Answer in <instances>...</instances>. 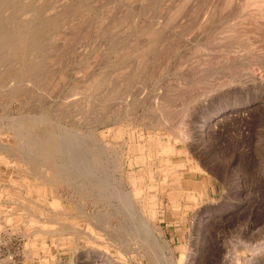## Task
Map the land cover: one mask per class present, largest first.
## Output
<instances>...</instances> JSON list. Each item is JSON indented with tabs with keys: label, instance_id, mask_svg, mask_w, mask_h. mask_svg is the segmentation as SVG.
<instances>
[{
	"label": "rangeland",
	"instance_id": "1",
	"mask_svg": "<svg viewBox=\"0 0 264 264\" xmlns=\"http://www.w3.org/2000/svg\"><path fill=\"white\" fill-rule=\"evenodd\" d=\"M0 9V21L6 22L0 23V42L11 46L0 44L10 52L0 50V264H264V0H0ZM28 22L39 24L29 30L36 44L22 38L19 26ZM61 137L76 147L67 148ZM169 139L173 149L167 152ZM48 140L79 158L68 161L70 155L64 157L66 151ZM41 147L56 152L41 153ZM45 168L57 173L44 174ZM131 176L144 189L139 208L147 202V210L152 204L156 209L146 218L153 234L121 227L120 205L135 186ZM203 176L207 183L200 194L194 187ZM51 193L62 207L50 205ZM35 214L40 220L28 222ZM43 222L56 225L49 230ZM59 235L68 239L60 241Z\"/></svg>",
	"mask_w": 264,
	"mask_h": 264
},
{
	"label": "bare ground",
	"instance_id": "2",
	"mask_svg": "<svg viewBox=\"0 0 264 264\" xmlns=\"http://www.w3.org/2000/svg\"><path fill=\"white\" fill-rule=\"evenodd\" d=\"M4 1H5V0H4ZM244 1H245V0H244ZM7 3H8V2H7ZM60 3H61V2H60ZM258 3H259V2H258ZM2 4H3V3H2ZM144 4H145V3H144ZM195 4H196V3H195ZM254 4H255V3H254ZM4 5H5V3H4ZM7 5H8V4H7ZM141 5H142V4H141ZM150 5H151V4H150ZM179 5H180V4H179ZM257 5H258V4H257ZM4 7H5V6H4ZM169 7H170V6H169ZM192 7H193V6H192ZM55 8H56V7H55ZM167 8H168V7H167ZM32 9H33V8H32ZM146 9H147V8H146ZM176 9H177V8H176ZM6 10H7V9H6ZM50 10H51V9H50ZM167 10H168V9H167ZM189 10H190V9H189ZM0 11H1V9H0ZM69 11H70V10H69ZM132 11H133V10H132ZM190 11H191V10H190ZM28 12H29V11H28ZM28 12H27V13H28ZM32 12H33V11H32ZM52 12H53V10H51V11L49 12L50 15H53V14H54V13L51 14ZM133 12H134V11H133ZM170 12H171V11H170ZM174 12H175V11H174ZM188 12H189V11H188ZM195 12H196V11H195ZM27 13H26V14H27ZM29 13H30V12H29ZM29 13H28V14H29ZM33 13H34V12H33ZM184 13H185V12H184ZM184 13H183V14H184ZM133 14H134V13H133ZM35 15H36V14H35ZM47 15H48V13H47ZM110 15H111V14H110ZM166 15H167V14H166ZM32 16H33V15H32ZM170 16H171V15H170ZM195 16H196V15H195ZM94 17H95V16H94ZM190 17H191V16H190ZM196 17H197V16H196ZM27 18H28V17H27ZM14 19H15V18H14ZM23 19H24V18H23ZM32 19H33V18H32ZM32 19H31V20H32ZM118 19H119V18H118ZM206 19H208V18H206ZM206 19H205V20H206ZM3 20H4V19H3ZM25 20H26V19H25ZM28 20H29V18H28ZM100 20H101V19H100ZM136 20H137V19H136ZM138 20H139V19H138ZM169 20H170V19H169ZM1 21H2V20H1ZM1 21H0V23L5 22V20L2 21V22H1ZM18 21H19V20H18ZM51 21H52V20H51ZM59 21H60V20H59ZM130 21H131V20H130ZM201 21H202V20H201ZM25 22L27 23V20H26ZM29 22H30V21H29ZM29 22H28V24H30L31 22H34V21H31L30 23H29ZM162 22H163V21H162ZM8 23H10V22H8ZM16 23H17V21H16ZM19 23H20V22H18V24H19ZM35 23H36V22H35ZM52 23H54V22H52ZM83 23H84V22H83ZM128 23H129V22H128ZM138 23H139V22H138ZM159 23H160V22H159ZM201 23H202V22H201ZM20 24L22 25L23 23H20ZM24 24H25V23H24ZM31 24H32V23H31ZM31 24H30V25H31ZM33 24H34V23H33ZM36 24H37V23H36ZM49 24H50V22H49ZM85 24H86V23H85ZM141 24H142V23H141ZM183 24H184V22H183ZM2 25H3V24H2ZM5 25H6V22H5ZM30 25H28V26H27V24H26L25 26H19V25H18V26L21 27L22 30H23V32H21V34H22V38L25 39V37H26V38H31V39H32V38L34 37L33 32L30 33L29 30H30L31 28L37 29L36 27L39 26V24H38L37 26L35 25V27H34L33 25H31V26H32V27H31ZM44 25H45V24H44ZM55 25H56V24H55ZM55 25H54V26H55ZM58 25H59V24H58ZM184 25H185V24H184ZM200 25H201V24H200ZM0 26H1V24H0ZM18 26H16V27H18ZM47 26H48V25H47ZM47 26H46V27H47ZM54 26H53V27H54ZM138 26H139V25H138ZM175 26H176V25H175ZM182 26H183V25H182ZM185 26H186V25H185ZM2 27H4V26H2ZM2 27H1V29H3ZM42 27H43V26H42ZM48 27H49V26H48ZM160 27H161V26H160ZM176 27H177V26H176ZM238 27H239V26H238ZM6 28L9 29V27H6ZM10 28L12 29V27H10ZM13 28H14V27H13ZM38 28H41V26L38 27ZM130 28H131V27H130ZM11 29H9V30H11ZM42 29H43V28H42ZM42 29H40V31H41ZM132 29H133V27H132ZM132 29H131V30H132ZM153 29H156V28H153ZM158 29H159V28H158ZM232 29H233V28H232ZM4 30H5V29H4ZM31 30H33V29H31ZM128 30H130V29L128 28ZM131 30H130V31H131ZM140 30H141V29H140ZM186 30H187V29H186ZM186 30H185V31H186ZM188 30H189V28H188ZM192 30H193V29H192ZM80 31H81V30H80ZM124 31H125V29H124ZM130 31H129V32H130ZM150 31H151V30H150ZM156 31H158V30H156ZM181 31H182V30H181ZM230 31H233V30H230ZM5 32H6V31H5ZM12 32H13V31L11 30V33H10V32H9V33L12 35ZM28 32H29L31 35L33 34V36L31 37V35H30ZM127 32H128V31H127ZM154 32H155V31H154ZM193 32H194V31H193ZM224 32H225V31H224ZM0 33H1V30H0ZM27 33H28V34H27ZM34 33H35V32H34ZM45 33H46V32H45ZM149 33H150V32H149ZM179 33H181V32H179ZM184 33H186V32H184ZM197 33H198V32H197ZM233 33H234V31H233ZM5 34H6V33H5ZM5 34H4V35H5ZM13 34H14V32H13ZM21 34H20V36H21ZM37 34H38V33H36V35H37ZM39 34H40V32H39ZM42 34H43V32H41L40 36H41ZM191 34H192V33H191ZM2 35H3V34H2ZM6 35H7V34H6ZM6 35H5V36H6ZM27 35H29L30 37H27ZM58 35H59V34H58ZM135 35H136V34H135ZM163 35H164V34H163ZM186 35H187V34H186ZM196 35H197V34H196ZM13 36H14V35H13ZM150 36H151V35H150ZM63 37H64V36H63ZM75 37H76V36H75ZM143 37H144V36H143ZM162 37H163V36H162ZM184 37H185V36H184ZM226 37H227V36H226ZM2 38H3V37H2ZM17 38H21V37H17ZM17 38H16V39H17ZM22 38H21V39H22ZM35 38H36V37H35ZM0 39H1V37H0ZM8 39H9V38H8ZM12 39H13V37H12ZM21 39H20V40H21ZM53 39H54V38H53ZM72 39H74V38H72ZM5 40H6V39H5ZM22 40H23V39H22ZM25 40H27V39H25ZM25 40H24V42H27V44L30 43V41H31V42L33 41V43L36 42L34 38H33L32 40H29V41H25ZM47 40H49V39H47ZM129 40H130V39H129ZM129 40H128V41H129ZM139 40H140V39H139ZM172 40H173V39H172ZM2 41H3V40H2ZM9 41H11V40H9ZM12 41L14 42V40H12ZM18 41H19V40H18ZM34 41H35V42H34ZM37 41H38V40H37ZM141 41H142V40H141ZM144 41H145V40H144ZM173 41H174V40H173ZM4 42H5V41H4ZM38 42H39V41H38ZM65 42H66V41H65ZM1 43L3 44V42H0V44H1ZM15 43H17V42L15 41ZM52 43H53V42H52ZM5 44L8 45L9 42H8V43L5 42ZM5 44H3V45H5ZM11 44H12V43H11ZM35 44H36V43H35ZM128 44H129V43H128ZM13 45H15V44L13 43ZM13 45H12V46H13ZM18 45H19V43H18ZM29 45H31V44H29ZM37 45H38V43H37ZM115 45H116V44H115ZM126 45H127V44H126ZM21 46H22V45H21ZM112 46H113V45H112ZM5 47H6V46H5ZM7 47H11V46L8 45ZM15 47H17V44H16ZM31 47H32V46H31ZM107 47H108V45H107ZM110 47H111V46H110ZM3 48H4V46H3ZM3 48L0 49L1 52L3 51V53H6V54H7V53H10V52H6V51H5V48H4V49H3ZM29 48H30V47L26 48V50L29 49ZM121 48H122V47H121ZM155 48H156V47H155ZM157 48H158V47H157ZM157 48H156V49H157ZM6 49H7V48H6ZM19 49H20V48H19ZM23 49H25V48L23 47ZM30 49H31V48H30ZM7 50H8V49H7ZM4 51H5V52H4ZM28 51H29V50H28ZM28 51H27V52H28ZM32 51H33V50H32ZM32 51H31V52H32ZM106 51H107V50H106ZM15 52H16V51H15ZM15 52H14V53H15ZM17 52H19V55H20V51L18 50V48H17ZM17 52H16V53H17ZM118 52H119V51H118ZM136 52H137V51H136ZM3 53H2V54H3ZM12 53H13V52H12ZM16 53H15V54H16ZM151 53H152V51H151ZM23 54H25V53H23ZM23 54H22V55H23ZM34 54H36V53H34ZM34 54H33V56H34ZM9 55H10V54H9ZM133 55H134V54H133ZM26 56H29V55L26 54ZM131 56H132V55H131ZM131 56H130V57H131ZM1 57H2V56H1ZM19 57H22V56H19ZM30 57H31V56H30ZM60 57H61V56H60ZM139 57H140V56H139ZM11 58L14 59L15 57L13 58V56H12ZM11 58H10V59H11ZM38 58H39V55H38ZM64 58H65V57H64ZM22 59H23V58H22ZM28 59H29V58H28ZM32 59H34V58H32ZM32 59H31V60H32ZM7 60H8V59H7ZM7 60H6V61H7ZM17 60H18V59H17ZM17 60H16V61H17ZM20 60H21V59H20ZM20 60H18V61H20ZM23 60H25V58H24ZM23 60H22V61H23ZM26 60H27V59H26ZM3 61H4V59H3ZM16 61H15V62H16ZM28 61H29V60H28ZM32 61H33V60H32ZM138 61H140V60H138ZM146 61H147V60H146ZM8 62H9V61H8ZM11 62H13V61H11ZM23 62H26V61H23ZM30 62H31V61H30ZM34 62H36V60H35ZM34 62H33V63H34ZM13 63H14V62H13ZM20 63H21V62H20ZM20 63H19V64H20ZM27 63H28V62H27ZM27 63H26V64H27ZM37 63H38V62H37ZM58 63H60V62H58ZM0 64H1V63H0ZM10 64H12V63H10ZM24 64H25V63H24ZM24 64H23V65H24ZM26 64H25V65H26ZM139 64H140V63H139ZM1 65H3V64H1ZM7 65H8V63H7ZM36 65H37V64H36ZM44 65H45V64H44ZM135 65H136V64H135ZM143 65H144V64H143ZM5 66H6V65H5ZM9 66H10V65H9ZM9 66H8V67H9ZM31 66H32V65H31ZM38 66H39V65H38ZM38 66H37V67H38ZM42 66H43V65H42ZM11 67H12V66H11ZM17 67H18V66H17ZM24 67H25V66H24ZM24 67H23V68H24ZM47 67H48V65H47ZM3 68H4V67H3ZM14 68H15V67H14ZM20 68H21V67H20ZM29 68H30V66H29ZM41 68H42V67H41ZM17 69H18V68H17ZM36 69H37V68H36ZM2 70H3V69H2ZM19 70H20V69H19ZM15 71H16V70H15ZM32 71H33V70H32ZM133 71H134V70H133ZM13 72H14V71H13ZM17 72H18V71H17ZM35 72H36V71H35V69H34V73H35ZM28 73H29V72H28ZM15 74H16V73H15ZM128 74H129V73H128ZM2 75H3V74H2ZM12 75H13V74H12ZM25 75H26V74H25ZM27 75H28V74H27ZM16 76H17V75H16ZM122 76H123V75H122ZM13 77H14V76H13ZM123 77H125V76H123ZM123 77H122L121 79H124ZM24 78H25V77H24ZM30 78H31V77H30ZM16 79H17V78H16ZM33 79H34V78H33ZM33 79H32V80H33ZM5 80H7V79H5ZM118 80H119V79H118ZM127 80H128V79H127ZM17 81H18V80H17ZM23 81H24V80H23ZM128 81H129V80H128ZM12 82H13V81H12ZM19 82H22V80L19 81ZM110 82H111V81H110ZM124 82H126V80H125ZM32 83H33V82H32ZM92 83H93V81H92ZM94 83H95V81H94ZM94 83H93V84H94ZM127 83H128V82H126L125 85H126ZM15 84H16V83H15ZM112 84H113V83H112ZM6 85H10V84H6ZM20 85H21V84H20ZM22 85H23V83H22ZM26 85H27V84H26ZM127 85H128V84H127ZM93 86H94V85H93ZM108 86H112V85H108ZM10 87L12 88V86H10ZM14 87H15V86H14ZM17 87H18V86H17ZM24 87H25V86H24ZM89 87H90V86H89ZM89 87H88V89H89V90H92V89H90L91 87H90V88H89ZM125 87H126V86H125ZM172 87H173V86H172ZM1 88H3V87L1 86ZM105 88H106V87H105ZM107 88H108V87H107ZM109 88H111V87H109ZM109 88H108V90H109ZM101 89H102V88H101ZM118 89H119V87H118ZM118 89H117V90H118ZM18 90H19V89H18ZM89 90H88V91H89ZM13 91H14V89H13ZM33 91H34V90H33ZM103 91H105V90H103ZM103 91H102V92H103ZM106 91H107V90H106ZM112 91H113V93L115 92L114 90H112ZM121 91H123V90H121ZM171 91H172V90H171ZM0 92H1V90H0ZM116 92H117V91H116ZM9 93H10V92H9ZM109 93H110V92H109ZM7 94H8V93H7ZM103 94H104V93H103ZM110 94H111V93H110ZM114 94H115V93H114ZM114 94H113V96H114ZM122 94H123V93H122ZM163 95H164V94H163ZM165 95H166V94H165ZM165 95H164V96H165ZM102 96H103V95H102ZM113 96L110 95V96H108V98L111 100L110 97L113 98ZM166 96H167V95H166ZM103 97H104V96H103ZM106 97H107V96H106ZM106 97H105V98H106ZM114 97H115V96H114ZM105 98H104V99H105ZM104 99H103V100H104ZM107 100H108V99H106V101H107ZM164 100H165V99H164ZM166 101H167V100H166ZM166 101H165V102H166ZM104 103H105V102H104ZM104 103H103V104H104ZM106 103H108V102H106ZM163 103H164V102H163ZM154 104H155V103H154ZM106 105H107V104H106ZM160 105H161V104H160ZM164 105H165V104H164ZM170 105H171V104H170ZM104 106H105V104H104ZM162 106H163V105H162ZM162 106H161V107H162ZM166 106H167V103H166ZM166 106H164V107H162V108H165ZM171 106H172V105H171ZM171 106H169V104H168V106H167L166 108L168 109V108L170 107V108L172 109ZM100 107H101V106H100ZM116 107H117V106H116ZM154 107L159 108V107H157V106H155V105H154ZM103 108H104V107H103ZM152 108H153V106H152ZM153 109H154V108H153ZM160 109H161V108H160ZM171 109H170V110H171ZM161 110H162V109H161ZM170 110H169V111H170ZM172 110H173V109H172ZM174 110H175V109H174ZM180 110H181V109H180ZM180 110H179V111H180ZM23 111H25V110L23 109ZM35 111H37V110H35ZM115 111H116V110H115ZM156 111H157V109H156ZM158 111H159V110H158ZM179 111H178V112H179ZM43 112H44V111H43ZM163 112H165V111H163ZM175 112H176V111H175ZM32 113H34V112H32ZM156 113H157V112H156ZM19 114H20V113H19ZM24 114H25V113H24ZM39 114H40V117H41L43 113H42V114L39 113ZM115 114H116V113H115ZM115 114H114V115H115ZM158 114H159V113H158ZM161 114H167V113H161ZM172 114H173V112H172ZM43 115H44V114H43ZM25 116H27V115H25ZM31 116H32V115H31ZM53 116H54V115H53ZM62 116H63V115H62ZM111 116H112V115H111ZM111 116H109V118H110ZM161 116H162V115H161ZM161 116H160V117H161ZM166 116H167V115H165V117H166ZM40 117H39V118H40ZM43 117H44V116H43ZM43 117H41V118H43ZM47 117H48V116H47ZM64 117H65V116H63V118H64ZM113 117H116V115L113 116ZM113 117H111V118H113ZM165 117H164V119H165ZM15 118H16V116H15ZM21 118H22V117H21ZM35 118H37V117H35ZM48 118H49V117H48ZM61 118H62V117H61ZM107 118H108V117H107ZM107 118H106V119H107ZM109 118H108V119H109ZM155 118H156V117H155ZM167 118H168V117H167ZM18 119H19V118H18ZM24 119H25V118H24ZM46 119H47V118H46ZM152 119H153V117H152ZM160 119H162V118H160ZM164 119H163V120H164ZM170 119H172V117H171ZM22 120H23V119H22ZM26 120H27V119H26ZM44 120H45V119H44ZM110 120H111V119H110ZM113 120H115V119H113ZM155 120H156V119H155ZM168 120H169V119H167V121H168ZM47 121H50V118H49V120L47 119ZM51 121H52V120H51ZM51 121H50V122H51ZM108 121H109V120H108ZM157 121H160V120L157 119L156 122H157ZM171 121H172V120H171ZM26 122H27V121H26ZM148 122H149V121H147L146 124H148ZM153 122H154V121H153ZM156 122H155V123H156ZM169 122H170V121H169ZM151 123H152V120H151ZM165 123H166V122H165ZM170 123H171V122H170ZM50 124H51V123H50ZM153 124H154V123H153ZM14 125H15V124H14ZM20 125H22V124H20ZM26 125H27V124H26ZM150 125H151V124H150ZM167 125H168V124H167ZM66 126H67V125H66ZM147 126H148V125H147ZM164 126H165V125H164ZM203 126H204V125H203ZM22 127H23V126H22ZM26 127H27V126H26ZM51 127H52V126H51ZM158 127H159V124H158ZM167 127H168V126H167ZM47 128H49V127H47ZM175 128H176V127H175ZM16 129H17V128H16ZM16 129H15V130H16ZM20 129H21V127H20ZM20 129L18 128V130H20ZM26 129H28V128H26ZM22 130H23V128H22ZM28 130H29V129H28ZM31 130H32V129H31ZM58 130H59V129H58ZM171 130H172V129H171ZM11 131H12V130H11ZM25 131H26V130H25ZM168 131H169V130H168ZM177 131H178V130H177ZM51 132H52V131H51ZM175 132H176V131H175ZM24 133H25V132H24ZM26 133H27V132H26ZM47 133L49 134V132H47ZM12 134H14V133H12ZM27 134H28V133H27ZM27 134H26V135H27ZM30 134H31V132H30ZM39 134H40V133H39ZM58 134H59V133H58ZM76 134H77V133H76ZM176 134L178 135V133H176ZM17 135H18V136H21V134H20V135L17 134ZM40 135H42V134H40ZM14 136H15V135H14ZM44 136H45V135H44ZM49 136H50V135H49ZM51 136L54 137V134L51 135ZM59 136H60V135H59ZM59 136L57 135L58 138H59ZM68 136H69V135H68ZM75 136H76V135H75ZM170 136H171V138H172V134H171ZM173 136H174V135H173ZM175 136H176V135H175ZM1 137H2V135H1ZM21 137H22V136H21ZM26 137H27V136H26ZM69 137H70V136H69ZM168 137H169V136H167V140H168ZM39 138H40V137H39ZM54 138L56 139V136H55ZM54 138H53V139H54ZM61 138H62V137H61ZM77 138H78V137H77ZM79 138H81V137L79 136ZM27 139H28V138H27ZM48 139H51V138H48ZM62 139H63V138H62ZM62 139H60V140H62ZM64 139H65V138H64ZM64 139H63V140H64ZM67 139H68V140H67ZM67 139H65L66 141H68V142L65 141V142H66L65 145H67V143H68V147H67V148H70V147H69V144H70V143H69V138H67ZM71 139H72V138H71ZM172 139H173V138H172ZM172 139H169V142L167 143L168 145H164V148H163L164 151H167V152H168V151H171V150L173 149V140H172ZM25 140H26V139H25ZM60 140H58V141H60ZM98 140H99V138H98ZM5 141H6V140H5ZM9 141H10V140H8V142H9ZM19 141H20V140H19ZM38 141H39V140H38ZM48 141L50 142V140H48ZM55 141H56V140H55ZM55 141H54V142L51 141L52 143L50 142L51 145H53L52 148H54V149H56L57 147H60V146H57V145H56V144H58V143H60V142L57 143V141H56V143H55ZM71 141H73V140H71ZM84 141L86 142V140H84ZM63 142H64V141H63ZM90 142H91V141H90ZM9 143H10V142H9ZM13 143H14V142H12V144H13ZM21 143H22V141H21ZM25 143H26V141H25ZM61 143H62V142H61ZM1 144H3V142H1ZM41 144H42V143H41ZM62 144L64 145V143H62ZM25 145H27V144H25ZM30 145H31V144H30ZM70 145H72V146L74 145V146H75V144H72V143H71ZM142 145H143V144H142ZM15 146H16V145H15ZM72 146H71V147H72ZM78 146H79V143H78ZM106 146L108 147L109 145H106ZM3 147H4V146H3ZM27 147H29V146H27ZM31 147H32V146H31ZM31 147H30V148H31ZM43 147H44V146H43ZM43 147H41V148H43ZM64 147H66V146H64ZM64 147H63V148L60 147L62 150L59 149V148H58V150H59L61 153H62V151H66V153L64 152L65 154H63L64 157H66L67 154H69V153H67V152H68V151H67L68 149H67V150H63ZM75 147H76V146H75ZM79 147H80V146H79ZM140 147H141V143H140ZM52 148H51V149H52ZM109 148H110V147H109ZM143 148H144V147H143ZM0 149H1V148H0ZM28 149H29V148H28ZM47 149H48V148H46V150H47ZM70 149H72V148H70ZM70 149H69V151H70ZM80 149H81V148H80ZM80 149H78V150H80ZM91 149H92V148H91ZM94 149H95V148H94ZM148 149H149V148H148ZM5 150H6V149H5ZM8 150H9V149H8ZM14 150H15V149H14ZM46 150H44V148H43V151H42L41 153L45 152ZM56 150H57V149H56ZM56 150H53V151L56 152ZM72 150H73V149H72ZM76 150H77V149H76ZM18 151H19V150H18ZM51 151H52V150H48V151H46V152H50V154H53V153H52L53 151H52V152H51ZM81 151H82V150H81ZM81 151H80V152H81ZM85 151H86V150H85ZM94 151H95V150H94ZM119 151H120V150H119ZM151 151H152V150H151ZM2 152H3V151H2ZM14 152H15V151H14ZM29 152H30V150H29ZM32 152H33V151H31V153H32ZM38 152H40V150H38L37 153H38ZM46 152H45V153H46ZM60 152H58V153L60 154ZM72 152H73V151H72ZM77 152L79 153V151H77ZM104 152H105V151H104ZM111 152H112V151H111ZM148 152H149V151H148ZM172 152H173V151H172ZM5 153H6V152H5ZM24 153H25V152H24ZM31 153H28V154H31ZM35 153H36V152H35ZM45 153H44V154H45ZM70 153H71V152H70ZM74 153H75V152H74ZM94 153H95V152H94ZM100 153H101V152H100ZM8 154H11V152H9ZM22 154H23V153H22ZM25 154H26V153H25ZM38 154H39V153H38ZM44 154H43V155H44ZM47 154H48V153H47ZM75 154H77V153H75ZM79 154H80V153H79ZM92 154H93V153H92ZM92 154H91V155H92ZM168 154H169V153H168ZM0 155H1V154H0ZM12 155H13V151H12ZM16 155H17V153H16ZM31 155H33V154H31ZM35 155H36V154H35ZM41 155H42V154H41ZM41 155H40V156H41ZM43 155H42V156H43ZM45 155H46V154H45ZM45 155H44V156H45ZM55 155H57V154H55ZM63 155L61 154V155H57V156L62 157ZM69 155H70V158H71V159L68 158V161L72 162V157H74V156H73V154H72V157H71V154H69ZM81 155H82V154H81ZM88 155H89V154H88ZM88 155H87V156H88ZM108 155H109V154H108ZM38 156H39V155H38ZM38 156H37V157H38ZM40 156H39V157H40ZM44 156H43V157H44ZM50 156H54V155H50ZM50 156H49V159H50ZM76 156H78L77 158H79L80 155H75V157H76ZM87 156H86V157H87ZM92 156H93V155H92ZM94 156H95V154H94ZM6 157H7V156H6ZM13 157H14V156H13ZM18 157H19V156H18ZM43 157H41V158H43ZM46 157H48V156H46ZM64 157H62V158H60V159H63ZM75 157H74V158H75ZM83 157H84V156H83ZM103 157H105V155H104ZM19 158H20V157H19ZM54 158H55V157H54ZM74 158H73V159H74ZM88 158H89V157H88ZM107 158H108V157H107ZM8 159H9V155H8ZM43 159H44V158H43ZM47 159H48V158H47ZM47 159L45 158L46 163H47L48 160H49V159H48V160H47ZM57 159H58V158H57ZM64 159H65V158H64ZM66 159H67V158H66ZM66 159H65V160H66ZM82 159H83V158H82ZM108 159H109V158H108ZM12 160H13V158H12ZM19 160H20V159H19ZM50 160H52V158H51ZM20 161H21V160H20ZM40 161H41V163H43L42 160H40ZM55 161H56V159H55ZM68 161H67V162H68ZM73 161H74V160H73ZM81 161H82V160H81ZM85 161H86V160H85ZM10 162H11V160H10ZM24 162H27V161H24ZM32 162H33V161H32ZM65 162H66V161H65ZM67 162H66L65 165H68V166H69V164H71V163L68 162V163H69V164H68ZM103 162H104V161H103ZM8 163H9V161H8ZM37 163H38V162H36V164H37ZM75 163H80V162H78V161H77V162L74 161V164H73V165H75ZM89 163L91 164L90 161H89ZM6 164H7V163H6ZM25 164H27V163H25ZM63 164H64V163H63ZM80 164L83 165L84 163L81 162ZM85 164H86V162H85ZM96 164H97V163H96ZM98 164H99V163H98ZM109 164H110V163H109ZM9 165H10V164H9ZM14 165H15V164H14ZM31 165H32V166H31ZM31 165H29V166H31V167H34V166H35V168H37L36 165H33V163H32ZM43 165L45 166V163H44ZM43 165H42V166H43ZM50 165L53 166L52 162H51ZM50 165H49V170H50V168L52 167V166H50ZM55 165H56V164H55ZM59 165H61V167H64L62 164H59ZM73 165H72V166H73ZM78 165H79V164H78ZM78 165H77V166H78ZM92 165H93V164H91V166H92ZM119 165H121V164H119ZM146 165H147V164H146ZM26 166H27V165H26ZM37 166H38V168H40L39 165H37ZM44 166H43V168H44ZM46 166H47V165H46ZM85 166H86V165H85ZM95 166H96V165H95ZM106 166H107V165H106ZM5 167H7V166L5 165ZM15 167H16V166H15ZM31 167H30V168H31ZM56 167H57V165H56ZM58 167H59V166H58ZM78 167H79V166H78ZM82 167H83V166H82ZM122 167H123V166H122ZM47 168H48V166H47ZM47 168H45V170H46ZM73 168H75L74 170L76 171V166H74ZM88 168H90V167H85V168H83V169H86V171H87ZM96 168H97V166H96ZM31 169H32V168H31ZM31 169H30L29 171H31ZM51 169H53V168H51ZM61 169H65V167H64V168H61ZM67 169H69V168H66V170H67ZM100 169H101V168H100ZM120 169H121V168H120ZM192 169H195V168H192ZM27 170H28V169H27ZM32 170H34V169H32ZM43 170H44V169H43ZM70 170H71V166H70ZM20 171H21V170H20ZM39 171H40V169H39ZM47 171H48V169L46 170V172H44V171H42V172H44V174H45V173H48V172H49V171H48V172H47ZM53 171H54V170H53ZM53 171H52V172H53ZM55 171H57V170H55ZM61 171H62V170H61ZM61 171L59 172V170H58L59 174H62ZM90 171L92 172L91 169H90ZM95 171H96V170H95ZM191 171H193V170H191ZM34 172H35V171H34ZM76 172L82 174L83 170L78 169V171H76ZM87 172H88V171H87ZM93 172H94V171H93ZM93 172H92V173H93ZM11 173H12V172H11ZM35 173H36V172H35ZM40 173H41V172H40ZM50 173H51V172H49V175H50ZM53 173H54V172H53ZM53 173H51V174H53ZM55 173H57V172H55ZM55 173H54V174H55ZM66 173H67V172H66ZM66 173H64V176L67 177V175H65ZM71 173H74V174H76V175L78 174V173H75L73 170H72ZM88 173H89V172H88ZM38 174H39V172H38ZM59 174H57V175H59ZM67 174H69V176L71 175L69 172H68ZM80 174H79V176H80ZM89 174H91V173H89ZM95 174H96V172H95ZM182 174H183V173H182ZM30 175H31V174H30ZM72 175H73V174H72ZM86 175H87V174H86ZM9 176H10V175H9ZM51 176H52V175H51ZM51 176L49 177V179H52ZM64 176H63V177H64ZM95 176H96V175H95ZM101 176H102V175H101ZM101 176H100V177H101ZM121 176H122V175H121ZM34 177H35V176H34ZM52 177L55 178L56 176L53 175ZM58 177H60V175H59ZM63 177H60V178H63ZM66 177H65V178H66ZM74 177H76V176L73 175V178H74ZM90 177H91V176H90ZM9 178H10V177H8V179H9ZM44 178H45V176H44ZM47 178H48V176H47ZM84 178H86V176H85ZM103 178H104V177H103ZM163 178H165V177H163ZM182 178H183V177H182ZM18 179H19V178H18ZM49 179H47V180L53 182V180H49ZM56 179H57V178H56ZM56 179H55V180H56ZM63 179H64V178H63ZM106 179H107V178H106ZM106 179H105V180H106ZM58 180H59V178H58ZM75 180H76V179H75ZM81 180H82V179H81ZM107 180H108V179H107ZM131 180H132V182H131V181H130V182H131V183H134V185H135V183H136V177H135V176H131ZM162 180H163V179H162ZM166 180H167V179H166ZM8 181H9V180H8ZM16 181H17V180H16ZM18 181H19V180H18ZM43 181H44V180H41V182H43ZM45 181H46V180H45ZM45 181H44V182H45ZM151 181H152V180H151ZM180 181H181V180H180ZM29 182H30V181H29ZM31 182H32V181H31ZM39 182H40V181H39ZM54 182H57V181H54ZM88 182H89V181H88ZM104 182H106V181H104ZM48 183H49V182H48ZM50 183H51V182H50ZM91 183H92V184H96V183H93V181H92ZM106 183H107V182H106ZM109 183H110V181H109ZM165 183H166V182H165ZM206 183H207V179L205 178V176H203V178L201 179V181H199L198 183L195 182V184H196V185L194 184V185H195V187H194L195 190L197 189L198 192H200V194H201V193L204 194V187H205ZM17 184H18V183H17ZM43 184H44V183H43ZM51 184H52V183H51ZM53 184H54V183H53ZM97 184H99V183H97ZM112 184H113V183H112ZM62 185H63V184H62ZM90 185H91V184H90ZM99 185H101V184H99ZM0 186H1V185H0ZM7 186H8V185H7ZM51 186H52V185H51ZM65 186H66V184H65ZM67 186H68V185H67ZM77 186H79V185H77ZM94 186H95V185H94ZM96 186H97V185H96ZM114 186H116V185H114ZM192 186H193V185H192ZM16 187H17V186H16ZM63 187H64V186H63ZM74 187H75V186H74ZM97 187H99V186H97ZM100 187H101V186H100ZM106 187L108 188V186H106ZM6 188H7V187H6ZM9 188H10V187H9ZM13 188H14V187H13ZM54 188L56 189L57 186L54 187ZM78 188H79V187H78ZM94 188H95V187H94ZM94 188H93V189H94ZM101 188H104V187H101ZM114 188H115V187H114ZM176 188H178V187H176ZM181 188H183V187H181ZM7 189H8V188H7ZM16 189H17V188H16ZM22 189H23V188H22ZM62 189H63V188H62ZM81 189H82V188H81ZM88 189L91 190V191H93L92 189H90V187H88ZM108 189H109V188H108ZM117 189H119V188L117 187ZM131 189H132V188H131ZM133 189H134V190H133L132 195L129 194V195L125 196V195L123 194V197L125 196L126 199L123 198L124 201H123V203H121L120 208H119L120 213L124 214V217H123V220H124V222H123V223H124V226H123V224H122L121 227L124 228L123 231H126V230H128V229L130 228V227H127V225L130 224V226H131L133 229H135V231H137V232H141V231H142V232H143V230H144V231H148L149 234H150V233H152L153 231L150 232V230H151V228H150L151 226H149V223H150V222H149V221H146V218H147V216H148V217H154V216H155V213H156V211H155L156 209H154V206H153V204H152V206L149 207L150 209L147 210V202L144 203L143 206L141 205L142 207L140 206V207H141V209H140V208H139V201L142 199V198H140V195H141V193H142L141 189H143V188L138 187L137 185H135ZM168 189H169V188H168ZM190 189H191V188H190ZM190 189H189V190H190ZM19 190H20V189H19ZM49 190H50V189H49ZM58 190L60 191V189H58ZM84 190H85V189H84ZM97 190L100 191L101 189H100V188H99V189L96 188V191H97ZM143 190H144V189H143ZM182 190H183V189H182ZM191 190H192V189H191ZM8 191H9V190H8ZM77 191L79 192V190H77ZM91 191H90V192H91ZM94 191H95V190H94ZM101 191H103V190H101ZM101 191H100V193H101ZM109 191H110V190H109ZM112 191H113V190H112ZM118 191H119V190H118ZM122 191H123V190H122ZM0 192H1V191H0ZM57 192H58V191H57ZM70 192H73V191H70ZM84 192H86V191H84ZM110 192H111V191H110ZM110 192H109V193L107 192V193H108V194H111L112 192H111V193H110ZM120 192H121V191H120ZM120 192H118V193H120ZM130 192H131V191H130ZM8 193H9V192H8ZM8 193H7V194H8ZM73 193H75V192H73ZM95 193H96V192H95ZM102 193H103V192H102ZM102 193H101L100 197L102 196ZM123 193H124V191H123ZM126 193H127V192H126ZM128 193H129V192H128ZM51 194H52V193H51ZM85 194H86V193H85ZM97 194L99 195V192L96 193V195H97ZM113 194H114V193H113ZM11 195H12V194H11ZM56 195H57V194H56ZM56 195L52 194V197H53V198H52V201L50 202V205H51L53 208H54V207L57 208V206L60 205V200H59L60 197L58 198ZM61 195H62V194H61ZM63 195H65V193H64ZM91 195H93V194H91ZM98 195H97V196H98ZM106 195H107V194H105V197H106ZM114 195H115V194H114ZM116 195L118 196V194H116ZM22 196H23V195H22ZM27 196H28V195H27ZM47 196H48V195H47ZM50 196H51V195H50ZM65 196H66V195H65ZM75 196H76V194H75ZM80 196H82V195H80ZM84 196H85V195H84ZM88 196H90V195H88ZM103 196H104V195H103ZM103 196H102V197H103ZM109 196H110V195H109ZM121 196H122V195H121ZM141 196H142V195H141ZM153 196H154V195H153ZM28 197H29V196H28ZM72 197H73V196H72ZM110 197H111V196H110ZM81 198H82V197H81ZM84 198H85V197H84ZM92 198H93V197H92ZM95 198H96V197H95ZM108 198H109V197H108ZM114 198H116V197H114ZM114 198H113V199H114ZM138 198H139L140 200H138ZM154 198H155V197H154ZM158 198H159V197H158ZM29 199H30V198H29ZM61 199H62V198H61ZM69 199H70V198H69ZM96 199H97V198H96ZM104 199H105V198H103V200H104ZM106 199H107V198H106ZM121 199H122V198H121ZM9 200H10V199H9ZM85 200H86V199H85ZM103 200H102V201H103ZM107 200H108V199H107ZM118 200H120V199H118ZM118 200H117V201H118ZM150 200H151V199H150ZM159 200H160V199H159ZM2 201H3V200H2ZM25 201H26V200H25ZM81 201H82V200H81ZM81 201H80V202H81ZM89 201H90V200H88V202H89ZM92 201H93V200H92ZM99 201H100V198H99ZM99 201H98V202H99ZM109 201H110V200H109ZM109 201H106V203L109 202ZM117 201H116V202H117ZM164 201H165V199H164ZM15 202H18V201L16 200ZM35 202H36V201H35ZM64 202H65V201H64ZM73 202H74V201H73ZM86 202H87V201H86ZM93 202H94V201H93ZM96 202H97V201L95 200V203H96ZM141 202H142V201H141ZM28 203H29V202H28ZM28 203H27V204H28ZM48 203H49V202H48ZM90 203H91V202H90ZM95 203H94V204H95ZM110 203H113V202L110 201ZM110 203H109V204H110ZM119 203H120V202H118V204H119ZM20 204H21V203H20ZM76 204H77V203H76ZM88 204H89V203H88ZM109 204H108V205H109ZM30 205H31V204H30ZM41 205H42V203H41ZM48 205H49V204H48ZM78 205H79V204H78ZM81 205H83V204H81ZM98 205H99V203H98ZM106 205H107V204H106ZM60 206H61V205H60ZM83 206H84V205H83ZM88 206H89V205H88ZM88 206H86V207H88ZM95 206H96V204H95ZM112 206H113V205H112ZM116 206H117V203H116ZM116 206H115V207H116ZM32 207H33V206H32ZM42 207H43V205H42ZM49 207H50V206H49ZM61 207H62V206H61ZM91 207H92V206H91ZM110 207H111V206H110ZM117 207H119V206H117ZM117 207H116V209H117ZM178 207H179V204H177V203H174V204H173V209H174V210H177ZM8 208H9V207H8ZM17 208H18V207H17ZM56 208H55V209H56ZM38 209H39V208H38ZM42 209H44V208H42ZM61 209H62V208H61ZM114 209H115V208H114ZM138 209H139V211H137ZM162 209H163V208H162ZM45 210H46V209H45ZM84 210H85V209H84ZM86 210H87V209H86ZM20 211H21V210H20ZM26 211H27V210H26ZM32 211H33V210H32ZM37 211H38V210H37ZM47 211H48V210H47ZM62 211H63V210H62ZM71 211H72V210H71ZM76 211H77V210H76ZM82 211H83V210H82ZM82 211H81V212H82ZM15 212H16V211H15ZM15 212H13V214H14ZM35 212H36V211H35ZM38 212H39V211H38ZM79 212H80V210H79ZM79 212H78V213H79ZM89 212H90V211H89ZM95 212H96V211H95ZM97 212H98V211H97ZM110 212H111V211H110ZM139 212H141V214H139ZM36 213H37V212H36ZM61 213H62V212H61ZM66 213H67V212H66ZM91 213H92V212H91ZM91 213H90V214H91ZM104 213H105V212H104ZM113 213H114V212H113ZM113 213H112V214H113ZM120 213H119V214H120ZM0 214H1V213H0ZM33 214H34V213H33ZM49 214H50V213H49ZM73 214H74V213H73ZM73 214H72V215H73ZM137 214H138V215H137ZM17 215H18V214H17ZM29 215H31V214H29ZM82 215H83V212H82ZM84 215H85V213H84ZM93 215H94V214H93ZM114 215H115V214H114ZM4 216H5V215H4ZM6 216H7V214H6ZM8 216H9V215H8ZM11 216H13V215L11 214ZM11 216H10V218H11ZM36 216H37V215L35 214V217H32L33 219H30L31 221H28V222H31L32 224H34V221H35L34 219L37 218ZM73 216H74V215H73ZM91 216H92V215H91ZM104 216L106 217V214H105ZM112 216H113V215H112ZM1 217H2V216H1ZM39 217H40V216H39ZM43 217H44V216H43ZM102 217H103V216H102ZM120 217H121V216H120ZM16 218H17V217H16ZM50 218H52V216H51ZM50 218H49V220H50ZM75 218H76V216H75ZM87 218H88V217H87ZM107 218H108V216H107ZM107 218H106V219H107ZM4 219H5V218H4ZM4 219H3V220H4ZM7 219H8V217H7ZM26 219H27V217H26ZM26 219H25V220H26ZM47 219H48V218H47ZM91 219H92V218H91ZM104 219H105V218H104ZM109 219H110V218H109ZM112 219H113V218H112ZM157 219H158V217H157ZM0 220H1V219H0ZM12 220H13V219H12ZM25 220H24V221H25ZM37 220H40V219L37 218ZM37 220H36V221H37ZM41 220H42V219H41ZM53 220H54V219H53ZM98 220H99V219H98ZM147 220H148V219H147ZM154 220H155V219H154ZM6 221H7V220H6ZM8 221H9V219H8ZM8 221H7V222H8ZM19 221H21V218H20ZM19 221H18V222H19ZM24 221H23V222H24ZM43 221H44V220H43ZM61 221H63V220H61ZM0 222H1V221H0ZM9 222H10V221H9ZM14 222H15V221H14ZM26 222H27V220H26ZM26 222H24L23 224L26 225ZM39 222H40V221H39ZM46 222H47V221H46ZM92 222H93V219H92ZM102 222H104V221H102ZM102 222H101V223H102ZM117 222H118V221H117ZM16 223H17V222H16ZM21 223H22V222H21ZM35 223H37V222H35ZM41 223H42V222H41ZM41 223H40V224H41ZM93 223H94V222H93ZM95 223H96V221H95ZM95 223H94V224H95ZM106 223H107V222H106ZM109 223H111V222H109ZM44 224H45V223L43 222V225H44ZM46 224H48V223H46ZM46 224H45V225H46ZM94 224H93V225H94ZM103 224H105V223H103ZM13 225H14V224H13ZM30 225H31V224H30ZM49 225H50V224L46 225L45 227H47V226H49ZM52 225H56V224H55V223H52L51 226H52ZM106 225H107V224H106ZM108 225H109V224H108ZM150 225H151V224H150ZM27 226H28V225H27ZM32 226H35V225H32ZM41 226H42V224H41ZM51 226H49V227H51ZM2 227H3V225H2ZM18 227H19V226H18ZM36 227H37V225H36ZM43 227H44V226H43ZM43 227H42V228H43ZM45 227H44V228H45ZM53 227H54V226H53ZM108 227H109V226H108ZM113 227H115V226L113 225ZM6 228H7V227H6ZM6 228H5V229H6ZM27 228H28V227H27ZM62 228H63V227H62ZM111 228H112V227H111ZM115 228H116V227H115ZM3 229H4V228H3ZM36 229H37V228H36ZM47 229L50 230V228H48V227H47ZM51 229H52V227H51ZM109 229H110V228H109ZM113 229H114V228H113ZM133 229H132V230H133ZM7 230H8V229H7ZM33 230H34V229H33ZM40 230H41V228H40V229H37V231H39V235H41ZM56 230H57V229L55 228L54 231H56ZM74 230H76V229H74ZM74 230H73V231H74ZM105 230H106V229H105ZM110 230H111V229H110ZM152 230H153V229H152ZM1 231H2V230H1ZM57 231H58V230H57ZM61 231H62V230H61ZM71 231H72V230H71ZM135 231H133V232H135ZM13 232H14V231H13ZM16 232H17V231H16ZM16 232H15V234H16ZM19 232H20V231H19ZM25 232H26V231H25ZM27 232H28V231H27ZM27 232L24 233V234L26 235ZM30 232H32V230L29 231V233H30ZM52 232H53V230H52ZM58 232H59V231H58ZM75 232H76V231H75ZM79 232H80V231H79ZM81 232H82V231H81ZM111 232H112V231H111ZM128 232H129V231H128ZM133 232H131V233H133ZM0 233H1V232H0ZM37 233H38V232H37ZM46 233H48V230H47ZM50 233H51V231H50ZM3 234H4V233H3ZM9 234H10V233H9ZM18 234H20V233H18ZM18 234H17V235H18ZM22 234H23V233H22ZM44 234H45V233H44ZM78 234H79V233H78ZM112 234H113V233H112ZM127 234H128V233H127ZM147 234H148V233H147ZM152 234H153V233H152ZM0 235H2V233H1ZM5 235H6V234H5ZM35 235H36V234H35ZM35 235H34V236H30V237H33V238H34ZM39 235H37V236H39ZM46 235H47V234H45L44 236H46ZM128 235H129V234H128ZM26 236L28 237V235H26ZM49 236H50V235H49ZM49 236H47V237L50 238ZM52 236H53V235H52ZM59 236H60V235H59ZM66 236H67V235H66ZM88 236H89V235H88ZM119 236H121V235L119 234ZM129 236H130V235H129ZM148 236H150V235H148ZM40 237H41V236H40ZM67 237H68V236H67ZM67 237H65V235H64V236L61 235V236L59 237V238H60L59 240L64 242V239L67 238ZM70 237H71V236H70ZM75 237H77V236L75 235ZM140 237H141V235H140ZM0 238H1V236H0ZM2 238H3V236H2ZM45 238H46V237H45ZM56 238H57V236H56ZM56 238H55V240H56ZM81 238H82V237H81ZM134 238H135V237H134ZM152 238H154V237L152 236ZM51 239H53V238H51ZM67 239H68V238H67ZM77 239H79V238H77ZM77 239H76V241H77ZM88 239H89V240H92V239H90V237H89ZM93 239H94V238H93ZM116 239H117V238H116ZM125 239H126V238H125ZM127 239H128V238H127ZM129 239H130V238H129ZM140 239L143 240V238H140ZM144 239H145V238H144ZM155 239H156V238H154V240H155ZM74 240H75V238H74ZM98 240H99V239H98ZM137 240L139 241V239H137ZM150 240H151V239H150ZM26 241H29L28 238H27ZM99 241H100V240H99ZM102 241H103V240H102ZM140 241H141V240H140ZM140 241H139V242H140ZM125 242H126V241H125ZM134 242H135V239H134ZM147 242H148V241H147ZM147 242H145V243L147 244ZM156 242H158V241H156ZM25 243H26V245L28 244V242H25ZM141 243H142V242H141ZM141 243H140V244H141ZM143 243H144V242H143ZM56 244H57V243H56ZM56 244H55V245H56ZM61 244H62V243H61ZM123 244H124V240H123ZM125 244H126V243H125ZM130 244H132V243H130ZM134 244H135V243H134ZM134 244H133V245H134ZM138 244H139V243H138ZM149 244H150V242H149ZM149 244H147V249H148V247L150 248V246H151V245H149ZM151 244H152V243H151ZM40 245H41V244H40ZM45 245H46V243H45ZM47 245H48V244H47ZM57 245H58V244H57ZM62 245H63V244H62ZM126 245H128V243H127ZM126 245H125V246H126ZM144 245H145V244H144ZM42 246H43V244H42ZM140 246H141V245H140ZM249 246H250V245H249ZM40 247H41V246H40ZM48 247H49V246H48ZM61 247H62V246H61ZM77 247H78V246H77ZM135 247H136V245H135ZM24 248H25V247H24ZM43 248H44V247H43ZM46 248H47V247H46ZM126 248H127V246H126ZM128 248H129V247H128ZM130 248H131V247H130ZM132 248H133V247H132ZM140 248H141V247H140ZM142 248H143V246H142ZM152 248H153V247H152ZM159 248H160V247H159ZM27 249H28V248H27ZM27 249L25 248V250H27ZM29 249H30V248H29ZM29 249H28V250H29ZM33 249H34V248H33ZM35 249H36V248H35ZM38 249H39V248H38ZM74 249H75V248H74ZM137 249H138V248H137ZM153 249H154V248H153ZM160 249H161V248H160ZM25 250H24V251H25ZM28 250H27V251H28ZM31 250H32V249H31ZM56 250H57V247H56ZM69 250H70V248H69ZM76 250H77V249H76ZM125 250H126V249H125ZM127 250H128V249H127ZM130 250H131V249H130ZM144 250H146L145 246H144ZM247 250L249 251V250H251V249L249 248V249H247ZM255 250H257V249H255ZM255 250H254V251H255ZM29 251H30V250H29ZM48 251H49V249H48ZM53 251H54V250H53ZM128 251H129V250H128ZM147 251H148V250H147ZM149 251H150V249H149ZM152 251H153V253H155L154 250H152ZM254 251H253V252H254ZM57 252H58V250H57ZM158 252H159V251H158ZM256 252H257V251H256ZM26 253H27V254H31V251H30V252H26V251H25V254H26ZM145 253H146V252H145ZM149 253H150V252H149ZM251 253H252V252H251ZM254 253H255V252H254ZM146 254H147V253H146ZM158 254H159V253H156V255H158ZM48 255H50V254H48ZM48 255H45V256H48ZM154 255H155V254H154ZM154 255H153V256H154ZM181 255H182V253H181ZM243 255H244V254H243ZM41 256H42V255H41ZM41 256H40L39 258H41ZM60 256H61V255H60ZM244 256H245V255H244ZM30 257H31V256H30ZM33 257H34V256H33ZM51 257H52V255H51ZM240 257H241V256H240ZM245 257H246V259H247V256H245ZM248 257H249V256H248ZM27 258H28V257H27ZM35 258H36V257H35ZM37 258H38V257H37ZM49 258H50V257H49ZM147 258H148V257H147ZM182 258H183V256H182ZM243 258H244V257H242V259H243ZM42 259H43V258H42ZM60 259H61V258H60ZM156 259H157V258H156ZM38 260H39V259H38ZM40 260H41V259H40ZM45 260H46V259H45ZM154 260H155V259H154ZM179 260H180V259H179ZM237 260H239V259H237ZM240 260H241V259H240ZM252 260H254V258H253ZM183 261H184V260H183ZM242 261H243V260H242ZM246 261H247V260H246ZM256 261H257V260H256ZM28 262H29V261H27V263H28ZM46 262H47V261H46ZM46 262H45V263H46ZM155 262H156V261H155ZM157 262H158V261H157ZM162 262H163V261H162ZM253 262H254V261H251V263H253ZM30 263H31V260H30ZM37 263H39V261H38ZM37 263H36V264H37ZM52 263H53V262H52ZM163 263H164V262H163ZM180 263H181V261H180ZM182 263H183V262H182ZM182 263H181V264H182ZM185 263H186V262H185ZM239 263H240V261H239ZM248 263H249V262H248ZM257 263H258V262H257ZM41 264H42V262H41ZM47 264H48V263H47ZM53 264H54V263H53ZM149 264H150V263H149ZM240 264H241V263H240ZM244 264H245V262H244Z\"/></svg>",
	"mask_w": 264,
	"mask_h": 264
}]
</instances>
